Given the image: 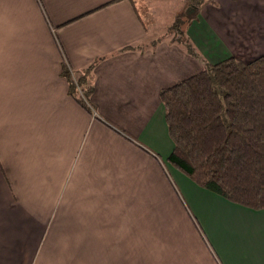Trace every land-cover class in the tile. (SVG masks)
Here are the masks:
<instances>
[{"label":"crops","instance_id":"1","mask_svg":"<svg viewBox=\"0 0 264 264\" xmlns=\"http://www.w3.org/2000/svg\"><path fill=\"white\" fill-rule=\"evenodd\" d=\"M193 10L0 0V264H264V208L168 163L160 100L205 64L264 55V0H203L187 50L170 27ZM64 67L89 71L88 110Z\"/></svg>","mask_w":264,"mask_h":264},{"label":"trees","instance_id":"2","mask_svg":"<svg viewBox=\"0 0 264 264\" xmlns=\"http://www.w3.org/2000/svg\"><path fill=\"white\" fill-rule=\"evenodd\" d=\"M186 1L193 13L176 15L170 30L189 50L182 24L203 0ZM63 73L72 98L88 110L89 71L75 72V78L67 67ZM160 100L173 143L168 163L234 204L264 208V55L247 63L229 57L205 64L198 74L162 90Z\"/></svg>","mask_w":264,"mask_h":264},{"label":"rangeland","instance_id":"3","mask_svg":"<svg viewBox=\"0 0 264 264\" xmlns=\"http://www.w3.org/2000/svg\"><path fill=\"white\" fill-rule=\"evenodd\" d=\"M75 78V77H74ZM76 83V81H74Z\"/></svg>","mask_w":264,"mask_h":264},{"label":"built area","instance_id":"4","mask_svg":"<svg viewBox=\"0 0 264 264\" xmlns=\"http://www.w3.org/2000/svg\"><path fill=\"white\" fill-rule=\"evenodd\" d=\"M78 91H80V90H78Z\"/></svg>","mask_w":264,"mask_h":264}]
</instances>
